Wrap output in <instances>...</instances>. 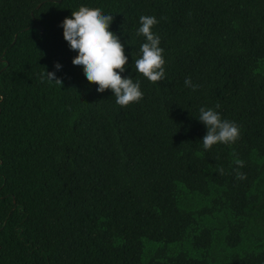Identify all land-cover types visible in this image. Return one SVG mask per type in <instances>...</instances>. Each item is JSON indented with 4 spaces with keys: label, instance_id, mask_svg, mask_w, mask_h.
<instances>
[{
    "label": "trees",
    "instance_id": "1",
    "mask_svg": "<svg viewBox=\"0 0 264 264\" xmlns=\"http://www.w3.org/2000/svg\"><path fill=\"white\" fill-rule=\"evenodd\" d=\"M81 5L113 15L139 102L73 65ZM142 15L157 83L135 67ZM201 107L240 138L205 150ZM0 264H264V0H0Z\"/></svg>",
    "mask_w": 264,
    "mask_h": 264
},
{
    "label": "clouds",
    "instance_id": "2",
    "mask_svg": "<svg viewBox=\"0 0 264 264\" xmlns=\"http://www.w3.org/2000/svg\"><path fill=\"white\" fill-rule=\"evenodd\" d=\"M112 21L113 15H106L99 8L81 5L77 11H72L70 18L63 20L61 27L70 49L78 53L72 60L73 65L83 67L86 79L98 85V92L110 89L116 97V103L125 107L139 102L143 98V92L139 81L134 83L132 78L121 75L126 70L128 57L118 36L109 30ZM139 22L137 35H142L146 42L141 45L142 56L135 60V67L150 82L157 83L165 77L164 50L159 46L160 37L152 31L158 20L154 16L142 15ZM55 68L59 70L61 65L57 63ZM42 78L62 85V80L57 78L54 71H45ZM184 83L193 91L199 88V85L192 83L190 77ZM215 107L219 108L220 105ZM199 112V121L207 128L202 140L205 150H210L217 143L234 144L240 138V128L235 122L222 119L220 113L212 108L201 107ZM234 163L237 165L236 178L245 180L246 175L239 171V168L244 167V161L235 158ZM218 171L219 174H224L222 167Z\"/></svg>",
    "mask_w": 264,
    "mask_h": 264
}]
</instances>
